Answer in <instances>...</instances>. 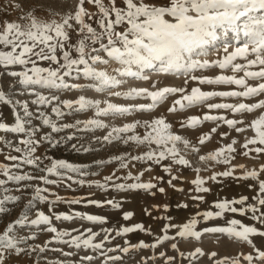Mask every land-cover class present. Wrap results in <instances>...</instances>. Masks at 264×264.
<instances>
[{"label":"snow or ice","instance_id":"6c2138e0","mask_svg":"<svg viewBox=\"0 0 264 264\" xmlns=\"http://www.w3.org/2000/svg\"><path fill=\"white\" fill-rule=\"evenodd\" d=\"M88 3L94 4L99 9V14L90 13L84 8L85 0H80V6L75 11L74 15H66L59 21L53 19L50 22L40 21L35 16L29 17L27 24L20 22H6L0 25V46L9 50H0V67L8 70L13 66H19L21 70H9L7 76L16 79V82L21 86L23 92L35 98L31 100V104L36 106V112L29 110L28 102L17 100L15 107L23 112L21 116L19 111L16 112L14 125L9 126L7 123L0 122V132L20 134L21 138L17 145H13L11 141H5L9 148H14V151L21 155H9L5 157L13 162L10 166L0 164V175L6 179H0V189L4 192L9 191L6 187L8 182H15L20 185L21 182H30L39 180L47 185L54 183L49 177H56L59 181L72 180L74 183L84 185L85 181H76L71 175L79 173L84 175L82 169L63 159H54L50 156L41 157L35 155L39 145L47 141L50 145L59 142H54L51 133H59L67 129H75L76 131H88L94 129H106L109 126L105 124L100 117L109 115H120L132 113L134 111H153L167 96L181 94V98L174 101L170 113H175L178 109L183 111L186 108L205 105L212 110H229L234 114H243L245 112L252 113L256 109L264 108V100L258 103L246 104H231V103H206L212 98H244L251 99L253 97L264 94V0H167L165 4L158 5L155 3H147L146 0H110V7H106L102 0H87ZM259 13V14H258ZM87 18V20L85 19ZM96 27H93V21ZM228 33L232 34L233 44L228 41ZM73 35L76 37L75 42H72ZM225 38V43L222 45L224 56L217 59L215 62L207 60L200 61L193 59V54L197 50H204L207 46L214 44L217 40ZM232 49L229 51V49ZM75 53V56L73 55ZM107 57V58H106ZM109 60L116 62L114 72L107 70ZM237 61H243L237 62ZM40 62H47L48 66H40ZM159 63L161 65L159 71L161 73H184L186 76L197 69H207L209 67H218L221 70H231L233 75H218L215 78L199 77L191 75L190 79L203 85H235L242 91H202L199 87L191 89L190 93L183 87H165L156 91L147 89H132L125 98H144L151 102L148 104L119 106L111 102H104L102 106L99 100L86 99L80 96L76 100H61L56 93L61 90H79L78 84H70L66 78L84 77L93 81L94 90L103 92L106 89L119 86L122 81L117 77H135L147 79L142 73L144 69H151ZM82 66V67H81ZM101 66H104L103 68ZM133 67L137 71H133ZM258 69V70H252ZM243 73V76L237 77L236 73ZM260 81L256 86L249 85L248 81ZM188 79H185V84ZM45 91L49 94L46 95ZM111 95L119 97L121 94L112 92ZM0 103L11 104L13 101L9 96L0 91ZM51 106V112L59 120L65 115H70L73 112H82L89 109L94 110V118L85 121L77 120L75 124H58L54 123L43 109ZM65 110H68L67 112ZM39 120L44 126L50 128L51 133H46L35 139L40 129L36 126H31L33 120ZM204 121H224L229 128L235 127L236 124L242 123L235 119H225L224 116L209 115L203 116ZM200 118L190 117L186 122H181V127H195L200 124ZM82 125V127H81ZM31 126V127H29ZM149 131L143 135H125L134 132L137 128L136 123L125 124L122 127H111L107 134L98 138V142L112 144L116 141L135 142L137 145L147 143L155 145L156 149L147 151L144 155L131 157L135 161H155L159 163L162 160L171 158L176 164L188 166V161L179 156L176 148L178 142H182L185 146L188 145L187 140H183L180 135L173 134L169 131L171 125L165 122L163 117L146 121L142 125ZM250 127L255 130V137L247 140L243 145L245 149H249V145L264 146V115L252 121ZM243 128H237L236 131H244ZM215 132L216 129L211 130ZM75 135H68L64 139L70 141L75 139ZM209 136H201L199 143L204 144ZM236 141H233V144ZM171 144V147L168 145ZM74 150L79 151L75 144L72 145ZM257 154L264 153V147H254L249 149ZM84 151H88L84 149ZM232 153L235 149L232 144L227 148H220L208 156L200 157L201 160L214 161L216 163H229L227 158L220 159L224 156V152ZM245 156L248 152L244 153ZM47 159L48 164L40 167L43 161ZM116 160L120 161V168H128V163L125 162L127 157L117 156ZM29 165L38 168L44 173L40 176L29 174H16L12 172V168H20L21 165ZM150 170V169H149ZM168 171V168L164 169ZM199 171V170H197ZM261 172H264V166L261 167ZM143 173L132 176L129 173L121 178L116 176L115 172L112 175L105 176L104 182H92L89 187L95 186L99 189H107L109 185H114L118 191L125 190H150L156 185L152 183H140ZM217 175L229 177L232 171H224L222 173L213 174L210 179L215 181ZM260 173L257 171L246 172L243 179L258 180ZM126 179L135 181L130 184L115 183L116 180ZM177 177H172V180ZM172 180L168 183L172 185ZM195 185L197 193H207L209 188L203 187L206 183L199 175L192 181ZM175 187L174 185H172ZM23 187H31L30 184H25ZM259 195L254 196L258 205L264 207V179L259 180ZM20 190V189H17ZM161 193L164 188L158 189ZM32 200L44 201L46 196L42 195L47 189L35 186ZM17 196L5 195L0 199V214L5 212L6 202L18 201ZM194 200L203 201L202 196H194ZM247 197H242L239 200H224L215 203L214 207L219 209L215 213L220 216L224 212L239 213L245 215L252 213L251 219L264 225V211L261 207L247 205ZM60 200L59 197L56 198ZM72 204H79L81 200L73 199ZM98 207L103 206L100 201H89ZM110 205L113 209H118L120 205L113 200L104 202ZM244 205V207L236 208L232 205ZM31 206V200L29 201ZM187 207V205H184ZM132 213H126L123 216L124 220H129ZM77 218L86 220L93 224H104L106 219L94 215H82L76 213ZM205 220L213 216L212 211L202 213ZM57 220L69 221L73 217L64 215L56 216ZM197 221L193 218L190 222L182 226L166 224L164 231L173 227H177V235L182 239L189 237L200 239L201 233L193 231ZM26 224L34 226L46 225V231L53 233L54 236L49 243H63L77 249L83 246L100 250L103 248L102 243H93L99 233L93 232L92 228L85 230L86 238L81 239L80 235H72V232L67 230H58L51 225L49 216L43 212H37L36 218L29 220L28 214L23 213L14 222L6 225L3 234H0V264H4L5 254L9 251H14L17 255L21 249L17 247L19 243L26 242L23 236L15 234L17 226L23 227ZM232 227L228 228H209L205 231L210 233L227 234L230 238L236 237L242 241L252 244L250 236H264V231L257 229L255 226H245L238 220H231ZM239 225L240 230L236 229ZM145 231L143 225L136 224L134 227H123L117 232V235L131 233L134 231ZM75 231V230H74ZM105 234L103 239L108 241L110 231L102 230ZM70 237V239H64ZM35 238V237H31ZM169 237L164 235L158 242L162 243L168 240ZM141 247L147 245L141 244ZM39 247V246H38ZM152 247H156L155 244ZM253 247H255L253 245ZM174 250L177 245L172 244ZM35 250V249H33ZM40 251H45L44 247H40ZM112 251V249H109ZM123 252L127 253L129 248H123ZM256 255L248 254L243 257L248 264H252L253 260L264 261V251L255 249ZM197 254L203 255V251L199 248L191 253L193 257ZM68 255V253H65ZM163 255V254H162ZM183 255V254H182ZM216 253H211L215 256ZM83 260L91 261L92 256L82 257ZM110 259H119V257H111ZM227 259V258H225ZM216 264H223V261H217ZM232 264H239L238 259L232 260Z\"/></svg>","mask_w":264,"mask_h":264},{"label":"rangeland","instance_id":"374dc122","mask_svg":"<svg viewBox=\"0 0 264 264\" xmlns=\"http://www.w3.org/2000/svg\"><path fill=\"white\" fill-rule=\"evenodd\" d=\"M147 3H155L158 5L165 4L167 0H146ZM106 7H110V0H102ZM120 4V0H117ZM80 6V0H0V25L6 22H20L27 24L29 17L35 16L40 21H48L55 19L59 21L66 15H74L75 11ZM84 8L90 13L99 14V9L85 0ZM259 14V13H258ZM87 20V18H85ZM96 27L94 20L88 21ZM228 41L235 44L232 40V34L228 33ZM76 37L73 35L72 42H75ZM225 43V38H221L214 44L207 46L204 50H197L193 54V59L209 62H215L222 58L225 54L222 50V45ZM0 50H9L0 46ZM232 49L230 48L229 51ZM75 56V53H73ZM107 58V57H106ZM243 63V61H237ZM40 66H48L47 62H40ZM116 62L109 60L107 70L114 72ZM82 67V66H81ZM102 68L104 66H101ZM161 65L156 64L154 68L144 69L142 75L147 79L135 77H117L122 81L119 86L111 89H106L103 92L94 90L93 81L84 77H70L66 80L70 84H78L79 90H61L56 94L61 100H76L80 96L86 99L99 100L102 106L104 102H111L119 106H132L140 104H148L151 101L144 98H125L126 94L132 89H147L156 91L165 87L185 88L187 93L191 92L194 87H199L202 91H242L235 85H208L199 84L190 79L191 75L199 77L215 78L218 75H233L231 70H221L218 67H209L207 69H197L186 76L184 73H161L159 71ZM9 70H21L19 66H13L11 69L0 67V91L5 92L13 101L11 104L0 103V122L7 123L9 126L14 125L16 112L22 116L23 112L15 107L17 100L29 103V110L36 112V106L31 104L34 96L23 92L21 86L16 82L15 78L6 75ZM137 71L135 67L132 69ZM258 70V69H252ZM238 78L243 76V73L235 74ZM185 79L188 83L185 84ZM260 81H251L248 83L251 86H256ZM112 92H118L119 97L111 95ZM45 94L49 93L45 91ZM181 98V94L169 95L161 102L153 111H134L123 116L109 115L100 117L109 127L106 129H94L88 131H76L75 129H67L59 133H51L49 127L44 126L39 120H33L31 126H36L40 129L35 139L39 140L46 133H51L53 141L59 142L50 145L47 141L42 142L35 155L41 157L50 156L54 159H63L74 165L79 166L84 175L79 173L71 174L76 181H85L81 186L79 183H74L72 180L59 181L56 177L49 179L56 181L51 184H43L39 180L30 182H21L20 185L15 182H8L6 187L9 191L4 192L0 189V199L5 195L17 196L19 199L16 202H6L5 212L0 214V234H3L8 223L14 222L23 213H27L29 220L36 218L37 212H43L49 216L51 225L58 230H67L72 232V235H80L81 239L86 238V229L92 228L93 232L99 233L93 243H102L103 248L94 250L91 248L77 249L63 243H49L54 234L46 231V225L34 226L26 224L23 227L17 226L15 234L23 236L26 242L19 243L17 247L21 249L17 255L14 251H9L5 254L4 264H216L217 261H223V264H232V260L238 259L239 264H248L243 259L245 255H256L255 249L264 251V236H250L252 244L242 241L236 237H229L227 234L210 233L205 231L209 228H228L232 227L230 221L235 219L240 221L245 226H255L257 229L264 231V225L251 219L252 213L240 215L239 213L224 212L220 216L215 213L219 211L214 207L215 203L224 200L232 201L239 200L242 197H247L246 204L261 207L254 196L259 195V180L264 179V172H261V167L264 166V153L257 154L249 149L254 147H264L260 145H249V149H245L243 145L247 140L255 137V130L250 127L252 121L264 115V108L256 109L252 113L234 114L229 110H212L209 111L206 104L179 110L175 113L168 111L174 104V101ZM264 100V94L253 97L251 99L244 98H220L215 97L206 103H231V104H253ZM46 115L58 124H75L77 120L85 121L94 118V110L89 109L82 112H73L70 115H65L62 119H57L51 112V106L43 109ZM66 112L68 110H65ZM205 114L224 116L225 119H235L242 121L233 128H229L224 121H204ZM200 118V124L195 127H181V122H186L190 117ZM163 117L165 122L171 125L169 131L173 134L180 135L183 140L189 143L185 146L182 142L176 144L179 157H183L188 161V166L176 164L171 158L165 159L156 163L155 161H135L131 157L144 155L145 152L156 149L155 145L147 143L137 145L135 142L116 141L112 144L98 142V138L107 134L111 127H122L125 124L136 123L137 128L134 132L125 135H139L143 137L146 129L142 125L146 121ZM29 126V127H31ZM82 127V125H81ZM215 128L216 131L211 130ZM237 128H243L244 131H236ZM75 135V139L66 141L64 138L68 135ZM209 136L204 144L199 143L201 136ZM21 138L20 134L0 132V164L11 165L13 162L5 157L9 155H21L14 151V148H9L5 141H11L13 145L18 144ZM233 141L236 143L233 144ZM75 144L79 151L74 150L72 145ZM229 144L235 149L234 152H224V156L220 159L227 158L229 163H216L214 161L201 160L200 157L208 156L220 148H227ZM172 145L169 144L168 147ZM87 149L88 151H84ZM159 151L158 149H156ZM248 152L245 156L244 153ZM127 157L125 162L128 163V168H120V161L115 157ZM45 159L40 167L48 164ZM168 168V171L164 169ZM150 169V170H149ZM199 170V171H197ZM232 171L229 177L217 175L215 181L210 177L213 174L222 173L224 171ZM257 171L260 173L258 180L243 179L246 172ZM12 172L16 174H29L40 176L44 173L38 168L22 164L20 168H12ZM115 172L118 177H125L129 173L132 176L143 173L140 183H152L156 187L150 190H125L118 191L114 185H109L108 188L99 189L95 186L89 187L92 182H104L105 176L112 175ZM199 175L206 181L203 187L210 189L207 193H197L195 185L192 183ZM172 177L177 179L172 180ZM0 179H6L0 175ZM172 180V185L168 183ZM135 181L119 179L115 183L130 184ZM25 184H30L31 187H23ZM40 186L47 189L42 195L47 199L44 201L32 200L34 195V187ZM164 188L161 193L158 189ZM20 189V190H17ZM194 196H202L203 201L194 200ZM60 200L57 201L56 198ZM81 200L79 204L70 203L71 200ZM31 200V206L29 201ZM108 200H113L120 205L118 209H113L110 205L104 203ZM89 201H100L103 206L98 207ZM187 205V207H184ZM236 208L244 207V205H232ZM212 211L213 216L205 220L202 213ZM264 211V207H261ZM76 213L82 215H94L106 219L104 224H93L86 220L77 218ZM126 213H132L129 220H124L123 216ZM68 215L73 217L69 221L63 219L57 220L56 216ZM193 218L197 223L193 231L201 233L200 239L189 237L182 239L177 235L178 228L173 227L164 231L166 224L182 226L190 222ZM136 224L143 225L145 231H134L122 235H117L123 227H134ZM103 229H108L111 233L108 241L103 239ZM240 230L239 225L236 226ZM75 230V231H74ZM169 237L168 240L159 243L158 241L164 236ZM31 237H35L34 239ZM64 239H70L65 237ZM177 245V249L172 248V244ZM144 244L147 247H141ZM155 244L156 247H152ZM253 245L255 247H253ZM39 246V247H38ZM40 247H44L45 251L41 252ZM123 248H129L127 253L123 252ZM199 248L203 251V255L197 254L195 257L190 255ZM35 249V250H33ZM112 249V251H109ZM216 253L211 256V253ZM68 253V255H65ZM163 254V255H162ZM183 254V255H182ZM92 256L91 261L83 260L82 257ZM111 257H119V259H110ZM227 258V259H225ZM252 264H264V261L254 259Z\"/></svg>","mask_w":264,"mask_h":264}]
</instances>
